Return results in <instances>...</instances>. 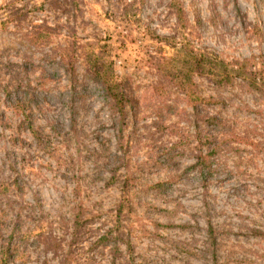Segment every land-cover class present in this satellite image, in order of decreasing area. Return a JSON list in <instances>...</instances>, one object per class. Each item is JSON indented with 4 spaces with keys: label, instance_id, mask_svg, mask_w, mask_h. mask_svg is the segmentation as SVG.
Segmentation results:
<instances>
[{
    "label": "rangeland",
    "instance_id": "1",
    "mask_svg": "<svg viewBox=\"0 0 264 264\" xmlns=\"http://www.w3.org/2000/svg\"><path fill=\"white\" fill-rule=\"evenodd\" d=\"M169 3L0 0V264H264V0ZM38 24L60 34L31 46ZM97 68L129 99L120 139ZM190 89L212 99L199 120Z\"/></svg>",
    "mask_w": 264,
    "mask_h": 264
},
{
    "label": "trees",
    "instance_id": "2",
    "mask_svg": "<svg viewBox=\"0 0 264 264\" xmlns=\"http://www.w3.org/2000/svg\"><path fill=\"white\" fill-rule=\"evenodd\" d=\"M43 2L48 3V6L51 8V10L54 13L57 12L62 15L63 14L75 15L77 12H81L80 7L76 5V0H43ZM169 7L173 10L176 17H179V18L184 17L183 9L180 6L179 0H170ZM61 26L62 25H56L55 27L48 26V25H42V24L33 25L26 34L29 44L34 47H39L42 43H46V41L51 39V37L55 35H59L60 34L59 29L61 28ZM254 31L256 32L258 36L260 35V32L257 29H254ZM75 59L76 57L74 54L73 55L61 54L58 57L57 63H59L60 60L61 62H66V64L70 66V68L67 70V73H69L70 76H73L74 71H75L73 67ZM193 62L195 63L194 68L197 71L199 72L203 71L204 65L202 64L200 60H197V58H195ZM91 80L95 83V85L97 86V89L101 92L104 103L108 106V108L111 110L112 114L115 117L114 120L120 125V134L118 135L120 139L122 136V124L126 117L125 106L129 103V99L126 96L125 92L123 91L124 89L120 85L121 83H118L114 80L112 81V78H110L108 74H106V72L103 71L102 69L97 68V70L94 72L93 76L91 77ZM190 91H191L190 96L187 97L184 95L183 97L184 99L182 100L186 102V104L189 105V107L192 110L193 116H195V118L199 120L202 118L201 117L202 112L204 111L203 105L206 103L209 104L210 102H212V99H204L202 97L197 96L192 91V89H190ZM176 105L177 104L174 101L171 102L170 104L165 103V104L157 105V106L154 105L153 110L156 113L157 119H160V121H157L155 123L157 128L163 129L165 127L164 126L165 120L169 118L171 114L180 115V112L177 111ZM23 116H26V112L23 113ZM26 119L28 120L27 117ZM205 121L209 125V127H207L206 130H208L209 132L208 135L211 136L212 140L216 142V140L222 139V135L225 134V127H224L222 120L215 116H211V117L209 116L205 119ZM37 130L40 131L38 128ZM200 131L201 129L198 126L197 127L198 134L200 133ZM213 132H215V134H212ZM29 133L32 135V137H35L37 142L40 141L39 139L40 133L35 131L32 127H30ZM202 161L203 162H201L197 168L200 172L199 174L202 180H204L206 175L209 174V173L205 174V172L206 171L210 172V169H209V166L206 164V161L204 160ZM131 182H132L131 176L127 177L123 181V186H124L123 189L125 190L124 195H127L128 186ZM167 185L168 183L162 182V183H158L155 186L156 188L160 189ZM15 228L16 227L11 229V231L8 233L9 235L7 236V239H9L8 245L14 246V247H16L14 238H16L17 236L15 232L16 231ZM209 229H210V232H212V228L209 227ZM12 236H13V239H12ZM255 236L261 238V240L264 241V233H255ZM21 238L23 239V237ZM10 250H11L10 247H6L3 253L7 255L11 252Z\"/></svg>",
    "mask_w": 264,
    "mask_h": 264
}]
</instances>
